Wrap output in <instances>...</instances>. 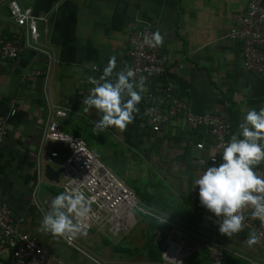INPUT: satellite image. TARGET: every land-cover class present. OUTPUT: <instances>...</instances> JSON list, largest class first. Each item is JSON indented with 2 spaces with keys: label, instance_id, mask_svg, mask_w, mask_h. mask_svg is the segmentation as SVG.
I'll use <instances>...</instances> for the list:
<instances>
[{
  "label": "crops",
  "instance_id": "obj_1",
  "mask_svg": "<svg viewBox=\"0 0 264 264\" xmlns=\"http://www.w3.org/2000/svg\"><path fill=\"white\" fill-rule=\"evenodd\" d=\"M19 1L36 15L47 17L46 24H38L40 41L54 51L56 63L46 75L43 55L30 49L0 63V116L16 109L0 144V198L12 208L15 227L35 235L43 246L69 264H96L60 237L41 230L42 218L32 192L37 152L52 104L64 112L57 119L60 131L83 140L81 134L87 132L90 143L98 146L116 141L127 149L124 156L131 165L137 157L153 164L165 193L155 190V204L148 202V206L191 229L196 235L191 239L196 250L208 248L211 260L215 248L223 250L222 264L228 258L234 260L229 264H264V250L258 251L246 243L247 235L256 227L251 208L244 210V229L231 237L219 232V218L205 207L202 215L196 212L199 186H194V182L212 165L208 156L213 153V140L205 130H190L176 119L159 132L152 131L143 115V92L139 112L125 131L110 127L95 134L94 124L100 116L94 108L85 111L83 104L94 87L89 77L99 81L112 56L116 57V71L130 67L131 59L126 54L128 37L137 28L150 27L164 37L161 48L169 58L166 72L156 81L171 82L192 112L222 114L231 122V137L239 131L248 110L264 108V76L245 69L241 43L228 36L235 25L234 16L245 9L247 0ZM7 2L0 0V38L22 34L24 30L9 19ZM199 141L204 143V150L195 147ZM51 152L58 156L51 157ZM67 154L62 143L44 145L43 167L49 164L59 178L55 183L43 177L39 187L38 199L46 214L52 199L63 192L59 187V162ZM257 167L264 171V162ZM175 210L186 213L180 218L169 213ZM142 227L115 243L95 231L84 233L77 240L98 258L99 264H162L148 259L143 249L146 222ZM212 241L214 245H210ZM128 242L126 246L124 243ZM7 256L8 251L0 245V264H6Z\"/></svg>",
  "mask_w": 264,
  "mask_h": 264
},
{
  "label": "built area",
  "instance_id": "obj_2",
  "mask_svg": "<svg viewBox=\"0 0 264 264\" xmlns=\"http://www.w3.org/2000/svg\"><path fill=\"white\" fill-rule=\"evenodd\" d=\"M9 19L17 26L23 27L22 34L0 38V63L11 60L30 49L39 52L45 60V74L48 75L56 56L46 44L41 43L39 22L47 23V17L36 15L31 7L23 6L19 0H8ZM235 25L229 30L228 36L241 43V58L243 66L249 72L264 76V0H247L245 9L234 16ZM46 30V29H45ZM156 31L150 27L135 29L128 37L126 54L131 59V66L136 72V79L145 78L143 115L152 131L159 132L164 126L174 120H182L190 130L203 129L213 140L212 149L216 153L215 160L209 154L208 162L219 165L222 163V153L226 142L230 141L231 122L222 114H196L189 110L184 101L177 95L173 84L167 80L158 83V77L163 76L168 66V54L161 46L151 47L144 43L145 36L151 38ZM96 68V67H94ZM36 74H41L37 71ZM48 123L42 132L37 156L36 179L32 196L41 218L46 215L43 205L38 199L39 187L44 177L43 150L47 142L66 145L68 154L59 162V174L62 177L63 193L83 192L89 202V212L80 220L81 232L74 238H62L65 243L77 252L86 256L96 264V258L89 250L78 242L80 235L95 231L115 243L130 233L138 224L141 216L155 219L166 238L161 246L162 264H183L184 260L196 250L191 244L195 233L173 219L167 218L157 210L144 205L137 194L110 171L88 148L86 142L77 136L59 130L57 119L64 115L59 109L50 105ZM16 112L13 108L5 116H0V144L4 141L9 129V120ZM200 150L205 149L202 141L195 143ZM51 157H57V152H51ZM258 175L264 177L262 168H254ZM196 212L202 215L204 207L198 201ZM74 221L76 217L73 214ZM255 219V232L259 242L253 247L264 250V224ZM166 220V221H165ZM165 221V222H163ZM163 222V223H162ZM0 245L8 251L6 264H69L56 252L43 246L39 239L30 233L15 227V217L12 208L0 198ZM210 245H214L213 241ZM223 250L215 248L210 264H222Z\"/></svg>",
  "mask_w": 264,
  "mask_h": 264
},
{
  "label": "clouds",
  "instance_id": "obj_3",
  "mask_svg": "<svg viewBox=\"0 0 264 264\" xmlns=\"http://www.w3.org/2000/svg\"><path fill=\"white\" fill-rule=\"evenodd\" d=\"M163 42L164 37L159 31L144 39L151 47L162 46ZM116 67V57L112 56L99 81L89 77L94 87L83 104L85 111L94 108L100 116L94 124L95 134L110 127L125 131L134 121V114L139 112L141 93L146 91L143 76L137 80L132 68L116 71ZM238 127L239 131L231 135L222 151H218L222 153L223 162L218 166L215 163L207 166L194 182V186H199L200 204L219 218L216 221L219 232L228 237L244 229L246 217L243 213L248 208L252 209L251 216L264 224V177L254 170L256 165L264 162V108L248 110ZM216 153L211 156L213 161ZM89 207L83 192H62L52 199L50 210L42 217L41 230L56 237L74 238L81 232L80 220L87 216ZM259 239L252 231L247 235L246 243L251 247Z\"/></svg>",
  "mask_w": 264,
  "mask_h": 264
},
{
  "label": "rangeland",
  "instance_id": "obj_4",
  "mask_svg": "<svg viewBox=\"0 0 264 264\" xmlns=\"http://www.w3.org/2000/svg\"><path fill=\"white\" fill-rule=\"evenodd\" d=\"M81 135L87 143L88 148L95 153L96 157L110 171H112L121 181H123L137 194L142 204L148 205V202L151 203V205L155 204L152 197V194L156 193L155 190L157 191L159 189V192L163 191V193H165L164 189L161 188L162 184L160 183L158 173L154 169L152 163H146L141 157H137V162L131 165V163H129L124 156L127 149L122 147L118 142L105 141L104 145L107 144L108 147L102 145L98 146L95 142H92V144L90 143V140L87 137V132H84ZM61 183L62 177L60 179L59 187H61ZM45 187V184L41 186L42 191L45 190ZM169 213L180 218L181 214H185L186 212L175 210L170 211ZM146 221L147 217L141 216V219L136 227L132 230V232H130L132 233L130 236L134 235L133 233L139 232V229L143 228L142 225ZM124 244L129 246V242Z\"/></svg>",
  "mask_w": 264,
  "mask_h": 264
},
{
  "label": "trees",
  "instance_id": "obj_5",
  "mask_svg": "<svg viewBox=\"0 0 264 264\" xmlns=\"http://www.w3.org/2000/svg\"><path fill=\"white\" fill-rule=\"evenodd\" d=\"M159 223L153 218H147L145 231L143 232V249L152 262H161V247L155 244L156 233L159 230ZM115 250V246H111ZM232 258H228L225 264L233 263ZM211 252L203 247L192 252L183 262V264H210Z\"/></svg>",
  "mask_w": 264,
  "mask_h": 264
},
{
  "label": "water",
  "instance_id": "obj_6",
  "mask_svg": "<svg viewBox=\"0 0 264 264\" xmlns=\"http://www.w3.org/2000/svg\"><path fill=\"white\" fill-rule=\"evenodd\" d=\"M44 177L50 181L57 183L59 181L58 173L49 165L45 164L44 166ZM168 228L166 226L162 227V230H160L155 238V244L158 246H162L164 244L165 238H166V232Z\"/></svg>",
  "mask_w": 264,
  "mask_h": 264
}]
</instances>
